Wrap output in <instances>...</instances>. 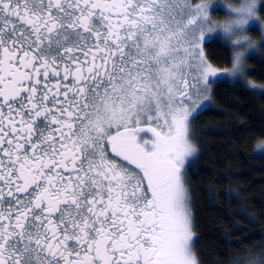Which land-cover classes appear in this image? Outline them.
<instances>
[{"label":"snow or ice","instance_id":"1","mask_svg":"<svg viewBox=\"0 0 264 264\" xmlns=\"http://www.w3.org/2000/svg\"><path fill=\"white\" fill-rule=\"evenodd\" d=\"M215 6L0 0V264H198L185 174L195 97L228 70L202 47Z\"/></svg>","mask_w":264,"mask_h":264},{"label":"trees","instance_id":"2","mask_svg":"<svg viewBox=\"0 0 264 264\" xmlns=\"http://www.w3.org/2000/svg\"><path fill=\"white\" fill-rule=\"evenodd\" d=\"M259 12L264 16V6ZM205 52L213 67L226 68L230 52L219 38L207 42ZM248 61V75L264 88V59L254 55ZM208 95L211 105L191 121L197 155L185 174L193 251L198 264H264V151L253 147L264 138V93L220 81Z\"/></svg>","mask_w":264,"mask_h":264},{"label":"clouds","instance_id":"3","mask_svg":"<svg viewBox=\"0 0 264 264\" xmlns=\"http://www.w3.org/2000/svg\"><path fill=\"white\" fill-rule=\"evenodd\" d=\"M219 6L224 9V15L214 23L209 18L205 25L210 29L207 37L212 38L218 34L220 41L229 48L230 55L226 65L228 70L218 76L233 84L239 81L248 91L264 93V88L257 87V83L248 75L249 55L264 59V16L259 12L261 0H221ZM253 21L259 24V35L248 32V27ZM253 147L256 151H264V138Z\"/></svg>","mask_w":264,"mask_h":264},{"label":"rangeland","instance_id":"4","mask_svg":"<svg viewBox=\"0 0 264 264\" xmlns=\"http://www.w3.org/2000/svg\"><path fill=\"white\" fill-rule=\"evenodd\" d=\"M193 0H190V2H192ZM201 3H205V4H215V3H220L221 0H203V1H200ZM193 3V2H192ZM264 6V0H261V6L259 8V11L260 9ZM221 10L222 12H224V9L221 7V6H215L213 10ZM212 10V11H213ZM187 17H185L186 19ZM210 18L212 19L213 23L215 22L216 19L218 18H214L213 15L210 16ZM248 32L253 34V35H259V32H260V28H259V24L255 21L251 22L249 27H248ZM215 38H219V35L217 34V36L215 37H207L205 38V42L204 44L202 45V47L204 48V55H205V59H206V52H205V44L207 42H210L211 40L215 39ZM254 55H249L248 59L250 57H252ZM207 60V59H206ZM226 69V68H225ZM220 70H223V69H220ZM220 81H227L229 82L226 78L222 77V76H217V77H211L209 79V82H210V90L213 88V86L217 83V82H220ZM238 82V81H237ZM210 96H211V92H210ZM209 95L207 96V90L205 88H203V98L200 101H198V103H203L205 105H207L204 109H206L207 107H209L211 105V97ZM193 111H197V109L193 108ZM192 121V120H191ZM191 121H190V125H189V130H190V127H191ZM191 138V137H190ZM192 142V140H191ZM193 143V142H192ZM195 147V146H194ZM196 149V148H195ZM197 155V149L195 150V152L193 153V155L189 158V161L188 163L186 164V170L188 168V166L190 165V162H192L193 159H195ZM195 237V236H194ZM193 244H194V239H193Z\"/></svg>","mask_w":264,"mask_h":264},{"label":"flooded vegetation","instance_id":"5","mask_svg":"<svg viewBox=\"0 0 264 264\" xmlns=\"http://www.w3.org/2000/svg\"><path fill=\"white\" fill-rule=\"evenodd\" d=\"M90 59V58H89ZM97 63H99V60L97 61ZM190 81H191V77L189 78ZM43 83V82H42ZM55 83V80L49 84V87H52L53 84ZM64 84H67L70 88H72V91H75V88L72 87V84H71V77H69V80L68 81H65L64 83L61 84V88L64 87ZM59 99H63V96L62 94L58 97ZM49 107H53V104L52 103H49ZM55 110V109H54ZM39 123V122H38ZM43 126V124H41V127ZM34 135H38V132L37 133H34ZM142 135H147V134H142Z\"/></svg>","mask_w":264,"mask_h":264}]
</instances>
